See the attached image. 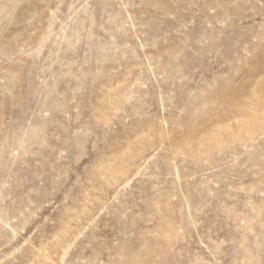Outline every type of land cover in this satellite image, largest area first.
I'll use <instances>...</instances> for the list:
<instances>
[{
  "label": "rangeland",
  "instance_id": "1",
  "mask_svg": "<svg viewBox=\"0 0 264 264\" xmlns=\"http://www.w3.org/2000/svg\"><path fill=\"white\" fill-rule=\"evenodd\" d=\"M0 264H264V0H0Z\"/></svg>",
  "mask_w": 264,
  "mask_h": 264
}]
</instances>
